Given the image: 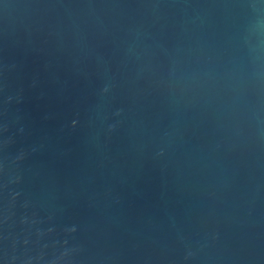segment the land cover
I'll list each match as a JSON object with an SVG mask.
<instances>
[{
    "label": "water",
    "instance_id": "95a60500",
    "mask_svg": "<svg viewBox=\"0 0 264 264\" xmlns=\"http://www.w3.org/2000/svg\"><path fill=\"white\" fill-rule=\"evenodd\" d=\"M0 264H264V0H0Z\"/></svg>",
    "mask_w": 264,
    "mask_h": 264
}]
</instances>
